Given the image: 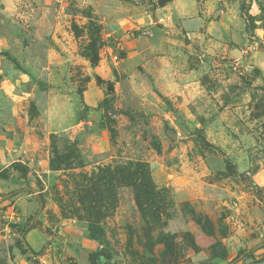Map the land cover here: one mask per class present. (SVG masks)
Listing matches in <instances>:
<instances>
[{"label": "rangeland", "instance_id": "1", "mask_svg": "<svg viewBox=\"0 0 264 264\" xmlns=\"http://www.w3.org/2000/svg\"><path fill=\"white\" fill-rule=\"evenodd\" d=\"M159 1L0 0V264H264V0Z\"/></svg>", "mask_w": 264, "mask_h": 264}, {"label": "water", "instance_id": "2", "mask_svg": "<svg viewBox=\"0 0 264 264\" xmlns=\"http://www.w3.org/2000/svg\"><path fill=\"white\" fill-rule=\"evenodd\" d=\"M165 1H166V0H160V1H159V5H163V3H164ZM208 51H210V52L212 51V52H213L214 50H213L212 47H209V48H208ZM235 52H236L237 56H240L241 53H240L239 51H237V49L235 50Z\"/></svg>", "mask_w": 264, "mask_h": 264}, {"label": "crops", "instance_id": "3", "mask_svg": "<svg viewBox=\"0 0 264 264\" xmlns=\"http://www.w3.org/2000/svg\"><path fill=\"white\" fill-rule=\"evenodd\" d=\"M212 24H213L212 22L209 24V26L207 27V31H210V26H211Z\"/></svg>", "mask_w": 264, "mask_h": 264}]
</instances>
